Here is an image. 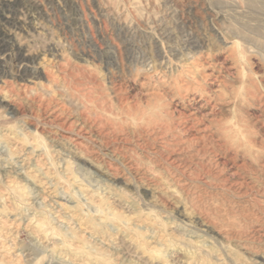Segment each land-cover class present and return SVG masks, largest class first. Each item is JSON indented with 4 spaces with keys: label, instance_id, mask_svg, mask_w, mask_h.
<instances>
[{
    "label": "rangeland",
    "instance_id": "obj_1",
    "mask_svg": "<svg viewBox=\"0 0 264 264\" xmlns=\"http://www.w3.org/2000/svg\"><path fill=\"white\" fill-rule=\"evenodd\" d=\"M0 264H264V0H0Z\"/></svg>",
    "mask_w": 264,
    "mask_h": 264
},
{
    "label": "bare ground",
    "instance_id": "obj_2",
    "mask_svg": "<svg viewBox=\"0 0 264 264\" xmlns=\"http://www.w3.org/2000/svg\"><path fill=\"white\" fill-rule=\"evenodd\" d=\"M89 121V120H88ZM156 125V124H155ZM160 126V125H159ZM167 129V128H166ZM12 139V138H11ZM235 140V141H234ZM233 149H235L236 151H240L243 152L242 154H250V148H251V144H246L244 142L238 141L237 139L233 138V140L230 141ZM261 147V146H260ZM258 148V147H257ZM263 148V146H262ZM252 149V148H251Z\"/></svg>",
    "mask_w": 264,
    "mask_h": 264
}]
</instances>
